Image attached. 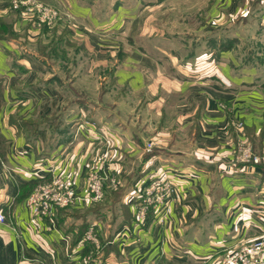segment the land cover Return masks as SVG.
I'll use <instances>...</instances> for the list:
<instances>
[{"label":"crops","instance_id":"obj_1","mask_svg":"<svg viewBox=\"0 0 264 264\" xmlns=\"http://www.w3.org/2000/svg\"><path fill=\"white\" fill-rule=\"evenodd\" d=\"M248 1L226 0L222 10ZM56 2L83 19L93 14L81 0ZM236 17L232 25L253 29L251 48L233 46L219 51L218 61L188 66L169 54L112 45L105 31L87 30L82 46L73 40L82 32L62 21L54 30L38 31L26 16L0 11V211L6 216L0 264H72L61 239L71 232L33 217L26 199L54 174L69 173L83 185L100 152L98 140L106 138L124 151L113 168L122 177L126 208L128 188L139 178L147 182L162 169L184 177L170 216L163 223L149 216L125 245L111 236L103 243L102 264H219L234 246L264 235V165L236 160L241 140L264 153V54L252 59L250 52L259 41L253 54L264 52V0ZM50 42L52 52L70 59L44 53L41 46ZM245 48L250 56L243 59ZM94 83L98 92L90 96ZM65 90L74 95L66 102ZM150 139L160 142L151 153L145 148ZM61 210L57 222L68 218ZM125 219L119 227L133 223L129 211Z\"/></svg>","mask_w":264,"mask_h":264},{"label":"rangeland","instance_id":"obj_2","mask_svg":"<svg viewBox=\"0 0 264 264\" xmlns=\"http://www.w3.org/2000/svg\"><path fill=\"white\" fill-rule=\"evenodd\" d=\"M8 1L9 0H0L1 14L7 15L10 13V10H14L20 17L26 16L30 22V27L38 29V31L48 30L50 28H52L50 30H54L56 28L54 25L62 21V24L70 30L82 32V37L80 36L77 39H73L82 46L86 39L87 30L91 33L94 31H105V33L112 38V45L120 46L121 48V43H123L129 47L134 46L138 49L147 50L150 54H158V56L163 57L169 54L176 57L178 65H194L201 61H206L207 59L218 61V57H220L219 51L232 48L233 46L236 48L237 45L239 46L238 48H242V46H246L247 43L251 48L252 42L257 40V38L253 36L252 28L248 31V27H243L242 24L235 27V25H232L230 22L231 19H234L239 14L240 16H244L250 13L251 7L254 8L258 5L260 0H250L246 6L240 3V6H238L235 11L222 10V7H225L226 0H140V2L139 0H81L83 4L92 6L91 12L93 14L90 15L89 20L78 17L75 12L70 11L71 8L70 10L66 8L68 7L67 5H57V0H36L43 8L48 7L59 13L58 19L50 26L49 24H38V14L36 15L32 13L31 10H27V5L20 3L17 7H14L13 0H10V3ZM240 16H237L236 19ZM125 32L127 33L128 42L125 41ZM233 33L242 34V36H246V39H243L241 43L240 40L235 42L236 38L230 36V34ZM255 44L254 46H256V48L253 47L254 50L250 51L252 52V59L259 58L264 54V52L253 54L259 48L260 41ZM54 46V43L50 42L43 44L41 49L48 55L58 57L59 60L62 58L70 59L69 55L63 52H52L55 50ZM163 48L166 50V55L161 54L163 53ZM246 49L247 48L241 50L239 53V56L241 58L243 57V59L250 56V52H247ZM78 54L81 55V57L89 56L87 52H79ZM61 55L63 57H61ZM117 59H121L120 55H118ZM54 66L56 67V65ZM168 66L170 65L168 64ZM259 73L264 75V69L259 70ZM97 86V83L93 85L90 84L88 87L91 91L88 92L86 90L87 93L90 96L96 94L98 89L96 90L95 87ZM102 91L103 89L101 88V92ZM63 93L65 102L68 101L69 98L74 97L70 90H65ZM82 93L86 97L84 91H82ZM81 96L83 95H78L77 97L81 98ZM62 105L65 104L63 103ZM87 123L88 121L84 122V124ZM91 130H93V128ZM92 134L97 138L94 130ZM101 140L102 139L98 140V143L101 145L99 149L100 152L98 154L96 153L97 155L94 154L95 156L90 161L89 165H92L94 163L92 161H94L102 151L106 150V146H108L110 142L107 138L104 141ZM148 141L153 144L151 149L148 150L151 153L160 142L158 143V141L154 139ZM147 142H145V148ZM123 157V149L116 147V149L111 150V157L105 161V167L108 166L112 169L111 171H109V169L105 171L114 175L115 179L119 182L117 190H110L106 187L105 190L109 191L107 200L103 199L93 204L62 208L61 214H64L68 218H64L62 221L59 220L58 222L62 231L71 232V238L73 241L77 242L84 235L89 222L96 219L94 222L96 225L95 232L96 238L101 244L102 263L104 242H107L111 236H113V241L115 240L125 245L127 240L136 233V231H131L130 229L125 230L124 225L119 227L122 222L126 220L125 218L128 217L129 209L126 208L124 204H121L125 188H123L122 177L118 169L113 168V166L117 163L116 160L123 159ZM101 172L100 176H103L104 174ZM107 179L108 178L103 179V181ZM135 184L136 183L132 185V189L130 187L128 188V194L134 190ZM107 207L110 209H108L107 212H103ZM104 213H106V216H103ZM117 228L118 230H116ZM31 264L42 263L38 260H33Z\"/></svg>","mask_w":264,"mask_h":264},{"label":"built area","instance_id":"obj_3","mask_svg":"<svg viewBox=\"0 0 264 264\" xmlns=\"http://www.w3.org/2000/svg\"><path fill=\"white\" fill-rule=\"evenodd\" d=\"M20 3L27 5V10L38 14V24L50 26L59 17L56 10L43 8L36 0H13L14 7ZM238 126H241V122ZM87 129L88 132L93 131ZM152 146L149 141L146 143V149H151ZM106 147V150L92 161L94 163L89 165L83 185H77L74 175L69 173L54 174L45 181L37 183L26 199L30 214L37 219L46 218L51 227H57L55 215L57 209L97 203L104 199L106 187L117 190L118 180L105 171L107 170L105 161L111 157V150L116 149L117 146L113 148L108 144ZM236 160L264 165V153H255L247 140H241L237 148ZM100 172L104 175L100 176ZM183 177L176 170L162 169L161 174L150 177L147 182H144V178L138 179L134 190L127 197L133 223L124 224L125 230L135 231L141 228L149 216L156 219V222L163 223L172 213L173 203L181 195ZM106 178L108 179L103 181ZM4 222L6 216L0 211V224ZM95 226L94 222L88 224L77 246L72 244L71 236L62 235L64 249L71 256L72 264H102L101 244L96 238ZM219 264H264V235L234 246Z\"/></svg>","mask_w":264,"mask_h":264}]
</instances>
